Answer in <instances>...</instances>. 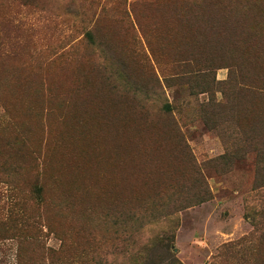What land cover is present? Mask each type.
I'll return each instance as SVG.
<instances>
[{"label": "rangeland", "instance_id": "obj_1", "mask_svg": "<svg viewBox=\"0 0 264 264\" xmlns=\"http://www.w3.org/2000/svg\"><path fill=\"white\" fill-rule=\"evenodd\" d=\"M0 264H264V0H0Z\"/></svg>", "mask_w": 264, "mask_h": 264}]
</instances>
